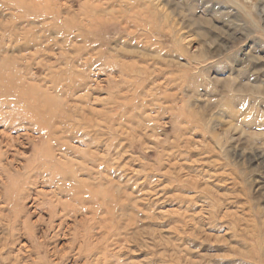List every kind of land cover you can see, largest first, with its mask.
I'll return each instance as SVG.
<instances>
[{
	"label": "rangeland",
	"instance_id": "1",
	"mask_svg": "<svg viewBox=\"0 0 264 264\" xmlns=\"http://www.w3.org/2000/svg\"><path fill=\"white\" fill-rule=\"evenodd\" d=\"M0 264H264V0H0Z\"/></svg>",
	"mask_w": 264,
	"mask_h": 264
}]
</instances>
